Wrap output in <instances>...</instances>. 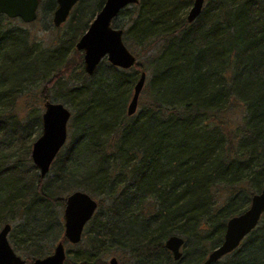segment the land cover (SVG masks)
I'll list each match as a JSON object with an SVG mask.
<instances>
[{
    "label": "trees",
    "instance_id": "trees-1",
    "mask_svg": "<svg viewBox=\"0 0 264 264\" xmlns=\"http://www.w3.org/2000/svg\"><path fill=\"white\" fill-rule=\"evenodd\" d=\"M106 1L80 0L66 37L43 60L56 74L41 101L66 100L73 110L68 143L45 179L32 161L31 136L40 135L42 116L31 112L23 122L14 113L31 75L42 72L29 35L0 16V231L20 222L11 225L14 251L26 264L46 258L63 236L56 208L83 191L99 198V208L76 251L66 250V264H107L113 252L127 254L129 264H203L223 243L228 221L264 187V0H205L191 24L186 11L195 0H140L131 6L124 41L150 53L148 65L138 57L129 74L132 69L104 60L93 76L81 67L84 80L51 98L48 89L66 72L67 52ZM47 5L57 9L56 0ZM18 63L32 65V73L17 82L8 73ZM145 71L152 78L139 114L129 117ZM233 102L246 112L239 132L230 134L221 117ZM97 111L102 120L91 118ZM172 236L185 240L179 261L165 248ZM216 264H264V216L239 249Z\"/></svg>",
    "mask_w": 264,
    "mask_h": 264
},
{
    "label": "water",
    "instance_id": "water-1",
    "mask_svg": "<svg viewBox=\"0 0 264 264\" xmlns=\"http://www.w3.org/2000/svg\"><path fill=\"white\" fill-rule=\"evenodd\" d=\"M57 10L54 12L53 24L56 28L64 25L80 0H56ZM140 0H107L102 10L97 14L88 31L76 44L78 52L83 53L84 71L93 76L102 63L107 60L113 67L130 70L137 64L124 41V31L113 27V22L120 13L131 6L138 5ZM205 0H195L189 14L188 22L194 23L202 14ZM40 0H0V16L10 20H20L24 24H32L38 20ZM147 80L142 73L135 86L132 100L128 106V116L137 113L141 94ZM45 112L42 115L43 132L33 144L32 161L45 178L57 155L68 140V125L72 112L61 103L45 102ZM99 208L98 202L83 191L73 192L66 199L64 209L65 240L73 246L79 245L87 225L91 222ZM264 216V187L252 197L249 208L242 214L231 218L226 226L223 243L213 250L203 264H216L227 255L233 253L242 242L259 226ZM11 225H5L0 231V264H26V260L18 256L9 241ZM185 240L172 236L165 242V248L179 261L183 254ZM67 251L65 243H59L53 254L37 259L32 264H66ZM110 264H118L112 259Z\"/></svg>",
    "mask_w": 264,
    "mask_h": 264
},
{
    "label": "rangeland",
    "instance_id": "rangeland-1",
    "mask_svg": "<svg viewBox=\"0 0 264 264\" xmlns=\"http://www.w3.org/2000/svg\"><path fill=\"white\" fill-rule=\"evenodd\" d=\"M48 3H49V0H43L41 8L39 10L38 20L36 22L27 25V24L22 23L20 20H14L9 25L10 28L22 29L23 31H25L29 35L30 40L33 42L34 47H35L34 48V50H35L34 58L38 60V63H36L35 65L38 66L40 69V72H42L40 74L38 73L37 75H36L37 72L34 75H31V77L29 78L30 84H27V86L25 88H23V90H24L23 95H21V98H19L17 100V102L15 103L16 105L14 108V113L17 114L18 117L21 118L22 120L24 119L23 122H26L27 119H29L28 116H29V113H31V112L32 113L30 116H33V117L34 116L40 117L45 112V108H44L45 103H44V101H41V94L43 92V89L45 88L46 81L49 80L52 76H54L56 74V72L54 70L52 72H50V70H47L43 66L44 65L43 60H45V58L48 57L49 51H53L58 47L60 41L66 37L67 31L69 29V26L67 25V23L64 24L60 28H56L54 26L53 18H54L55 10L52 11L51 9H48L49 8V7H47ZM192 6L186 11V16H188L189 11L191 10ZM133 8L134 7H128L126 10L127 14L120 16L118 18L117 23L115 24V25H117L116 29H121L125 32L129 30V27L131 26L130 22H129V15L133 11ZM95 18L96 17H94L92 19L94 20ZM90 24H91V22H90ZM125 44L128 47V49L130 50V52L136 56V58H138V57L141 58V59H139V63H141L142 66L148 65L150 53L146 55V50H142L140 52L137 48H133L132 44L127 43V42H125ZM68 48H70V47H68ZM149 51H150V49H149ZM139 52H140V55H138ZM147 52H148V50H147ZM82 56H83V54H82ZM82 59H83V57H82ZM82 59H81L80 55H78V51H77L76 47L72 48L71 50H69L67 52L66 60H68V64L66 65L67 66L66 72H64L62 78L58 81L56 88L51 87L48 89V93H49V96L51 98L55 97L56 95H59L62 92V91H60V89L66 88V87L68 88L70 85H77L82 80H84L83 77L80 75L82 72L81 67H83V70H84V61ZM81 60H82V62H81ZM79 63H82V64H79ZM40 66H41V68H40ZM79 66H80V69H79ZM31 68H32V65L25 66L23 63H18L17 67L11 69V71H9L8 75L10 76V78H13L15 81L17 80V82H18V81L22 80V78L25 76V71L26 72L29 71V73L31 72ZM145 72L147 74V80H146V85H147V83L151 80L152 75L150 72H147V71H145ZM128 73L129 74L134 73L133 69L130 70ZM41 75H44V77H41ZM133 86H135V85H133ZM166 89H167L169 94L174 93V86L169 84L168 86H166ZM184 94H185V91H184ZM141 96H142V98H140V99L145 98L144 91L142 92ZM131 98H129V100ZM84 99H86V97ZM129 100H128V103H129ZM61 101H63V100H61ZM65 101L61 102V104L65 105L72 112L73 110H72L71 103H69L67 101L65 102ZM96 103L101 104V101L97 100ZM139 112H140V109L138 107L136 114H139ZM245 112H246V108L244 106H242L240 103L233 102L232 105L229 107L228 111L226 113H224V115H222L221 119L223 122H225V124H227L226 130H228V132L231 131L230 134L235 133L237 130L239 132L238 128H240V126H243V123L245 121L244 120ZM102 117H103V113L100 111H97L93 116H91L92 119H99V120H102ZM70 122H71V120H70ZM31 130H32V127H29V131H31ZM42 132H43V129L39 135V132L34 131L32 133L31 138L34 139L36 142V140L41 137ZM231 136L233 137V135H231ZM68 138H69V130H68ZM67 143H68V140H67ZM51 169H52V167H51ZM36 170L38 172V175L40 176V172L38 171L37 168H36ZM50 173H51V170L45 178L49 177ZM45 178L41 177V179H45ZM92 197L97 202H99V198H97L95 196H92ZM105 205H106V207H108L107 203ZM64 209L65 208H63V209L56 208V211L60 214L61 219L63 221V226H64V217H63ZM15 220H18V218ZM19 224H20V222L16 221L14 223H10L7 225H12V227H17ZM64 235H65V230H63V236L53 246V250H52L51 254H53L55 247L60 242L63 241ZM9 240H10V244L14 248V245L11 243L10 234H9ZM65 247H66L67 251H72V253H74L76 251L75 246L70 245L69 243H65ZM15 252L17 253L18 256L22 257L23 259L25 258V256H23V254L20 253L19 251L16 250ZM184 253H185V247H183V249H182V254H184ZM114 258L117 259L118 264H129L127 254L121 253V252H113L112 254L108 255L105 258V261L107 262V264H110L111 260ZM24 260H26V259H24Z\"/></svg>",
    "mask_w": 264,
    "mask_h": 264
},
{
    "label": "flooded vegetation",
    "instance_id": "flooded-vegetation-1",
    "mask_svg": "<svg viewBox=\"0 0 264 264\" xmlns=\"http://www.w3.org/2000/svg\"><path fill=\"white\" fill-rule=\"evenodd\" d=\"M42 2H43V0H40V6H39V10H40V8H41V5H42ZM56 3H57V1H56ZM49 5H47V7H48ZM57 8H58V4H57ZM57 10V9H56ZM38 15H39V11H38ZM12 21H14V20H12ZM67 23V22H66ZM65 23V24H66ZM63 26V25H62ZM61 26V27H62ZM60 28V27H59ZM83 54V53H82Z\"/></svg>",
    "mask_w": 264,
    "mask_h": 264
}]
</instances>
